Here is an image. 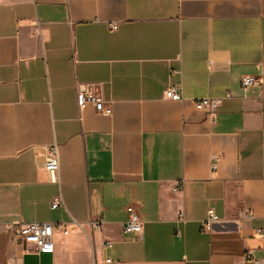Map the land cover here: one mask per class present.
Instances as JSON below:
<instances>
[{"label": "crops", "instance_id": "crops-1", "mask_svg": "<svg viewBox=\"0 0 264 264\" xmlns=\"http://www.w3.org/2000/svg\"><path fill=\"white\" fill-rule=\"evenodd\" d=\"M85 90L111 116L80 110ZM129 206L140 234L124 232ZM30 223L55 227L52 252L10 241ZM248 256L264 264V0H0V264Z\"/></svg>", "mask_w": 264, "mask_h": 264}, {"label": "built area", "instance_id": "built-area-1", "mask_svg": "<svg viewBox=\"0 0 264 264\" xmlns=\"http://www.w3.org/2000/svg\"><path fill=\"white\" fill-rule=\"evenodd\" d=\"M113 27V26H112ZM261 76H246L241 79L242 88H247L255 84H261ZM164 96L168 100L180 101L181 95L177 92L175 88H169L165 91ZM77 105L80 110H83L87 105L93 106L96 113L109 117L112 114L111 106L104 102L103 99L88 90L78 93L77 95ZM194 106L197 110H208L213 111L217 107V103L210 101L208 99L197 100L194 102ZM215 165L212 166L214 170ZM44 170L49 177V181L52 184H58V173H59V148L53 143L45 148L44 152ZM178 188H174L176 191ZM62 204L60 196L55 197L50 206L51 209H57ZM129 214V220L124 226V232L126 233H142L143 226L140 220V216L135 208L129 206L127 208ZM244 215V214H243ZM244 217H248L244 215ZM219 221L217 215L212 209H209L206 213V217L201 224V231L207 232L211 227ZM183 215L178 216V223H183ZM91 227L93 230L101 228V222H91ZM55 231V227L51 224L45 223H30L25 225H19L12 230V237L10 241L13 244H21L24 248L34 250L35 252H46L50 253L53 251L52 237ZM63 233L66 234V230H63ZM179 236V232H177ZM109 243L105 244V247H109ZM248 264H260L262 259L251 256H248ZM107 262H109L107 260Z\"/></svg>", "mask_w": 264, "mask_h": 264}]
</instances>
